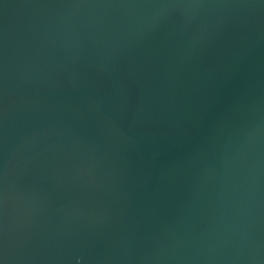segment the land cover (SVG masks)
I'll return each mask as SVG.
<instances>
[{
	"label": "water",
	"instance_id": "95a60500",
	"mask_svg": "<svg viewBox=\"0 0 264 264\" xmlns=\"http://www.w3.org/2000/svg\"><path fill=\"white\" fill-rule=\"evenodd\" d=\"M0 264H264V0H0Z\"/></svg>",
	"mask_w": 264,
	"mask_h": 264
}]
</instances>
